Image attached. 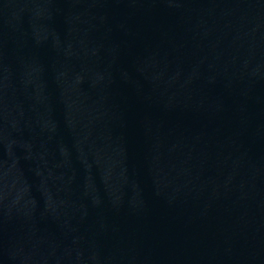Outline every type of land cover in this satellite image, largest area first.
Here are the masks:
<instances>
[{
    "label": "water",
    "instance_id": "water-1",
    "mask_svg": "<svg viewBox=\"0 0 264 264\" xmlns=\"http://www.w3.org/2000/svg\"><path fill=\"white\" fill-rule=\"evenodd\" d=\"M0 264H7L2 247H1V243H0Z\"/></svg>",
    "mask_w": 264,
    "mask_h": 264
}]
</instances>
